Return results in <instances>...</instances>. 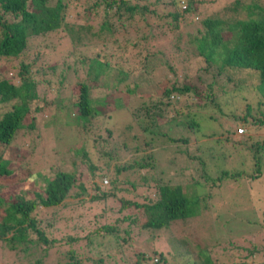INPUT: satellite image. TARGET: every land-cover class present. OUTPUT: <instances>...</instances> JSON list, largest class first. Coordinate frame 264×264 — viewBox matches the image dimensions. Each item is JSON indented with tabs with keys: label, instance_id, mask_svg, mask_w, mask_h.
<instances>
[{
	"label": "trees",
	"instance_id": "obj_1",
	"mask_svg": "<svg viewBox=\"0 0 264 264\" xmlns=\"http://www.w3.org/2000/svg\"><path fill=\"white\" fill-rule=\"evenodd\" d=\"M180 26L188 27L184 36L179 34ZM57 32L64 41L58 82L69 72L74 77L80 72L82 75L73 84V94L64 96V105L59 107L70 120L64 122V131L76 129L82 142L77 148L65 145L54 151L55 162L49 165V173H43L28 165L34 140L28 142L31 146L27 148L15 140L39 129L36 123L42 120V114L37 117L36 113L41 108L34 103L39 98V85L50 80L36 77L39 70L28 52L33 40ZM165 36L173 52L178 44L182 45L183 57L198 62L191 68L186 66L189 72H178L173 62L176 57L165 55ZM172 36L178 43L171 40ZM153 40L158 42L155 49ZM120 52L126 53L130 66L117 59L123 55L118 56ZM0 60L15 69L14 78L6 69L0 71V175L13 174L8 168L13 159L16 170L26 171L24 184L40 178L39 187L31 194L24 187L12 200L0 197V241L25 254L27 264H130L120 255L121 224H125L122 230L127 234L129 228L132 231L135 227L137 232L166 230L167 236L173 238L166 241L165 250L151 243L149 255L134 250L133 264H141L149 256H154V264H264V246L254 242L250 247H234L228 240L229 246L222 247L218 256L219 235L214 224L205 222L207 225L197 227L189 219L199 215L211 221L212 217L203 215L204 199L211 200L224 183L254 180L264 173V136H251L253 130H264V0H0ZM135 66L149 70L163 67L162 72L169 74L163 75L167 84L156 97L151 92H141L142 98L134 105L109 102L104 96L100 100L91 97L92 89L109 81L102 77L106 69L130 79V67ZM48 68L49 73L56 70L54 65ZM219 79L230 83L227 91L232 95L240 92L242 105L229 113L221 109L220 99L227 98V92L221 89ZM120 82H111L110 89H118ZM129 82L124 89L137 94L138 84ZM179 96L194 100L186 112L185 124L193 132L198 129L195 118L200 112L219 113L217 117L210 116L217 122L215 127L206 122L199 124L200 130L208 126L202 134L218 147L195 143L192 158L196 174H182L181 180L168 181L159 174L160 154L153 150L159 142L152 141L162 136L168 142H188L186 137L172 136L161 129L182 125L176 121L182 109L174 108V97ZM112 104L126 109L135 128L149 135L146 138L131 131L132 123L118 129L111 143L137 149L133 142L141 141L147 149L121 165L112 163L113 144L103 148L102 140L87 132L90 119L100 114L101 108L97 107ZM222 115L225 121H221ZM237 127H243V133H236ZM41 128L45 130L46 126ZM22 129L25 132H20ZM107 135L110 140L112 131L107 130ZM89 139L96 162L88 157ZM52 140L55 141L53 137ZM237 143L247 151L249 165L245 157H239ZM105 177L107 181L103 183ZM207 205L212 208L210 201ZM260 213V235L264 236V206ZM57 221H66L65 227L69 228L60 237L51 235ZM206 227H214V232L210 228L206 231ZM101 246H109L119 254L114 257L111 250L101 253ZM51 248L55 249L54 258L48 253ZM224 254L226 259L222 258Z\"/></svg>",
	"mask_w": 264,
	"mask_h": 264
},
{
	"label": "rangeland",
	"instance_id": "obj_2",
	"mask_svg": "<svg viewBox=\"0 0 264 264\" xmlns=\"http://www.w3.org/2000/svg\"><path fill=\"white\" fill-rule=\"evenodd\" d=\"M81 13V12H80ZM75 21H80L79 19H76ZM195 26V24L193 25ZM188 30V27L186 26H180L178 28V31L180 32L182 36L185 35V31ZM61 35V32H57L54 34L47 35L44 39L41 37H38L37 39L33 40L32 46L30 47V50L28 52V55L30 59H35L34 66L38 68L39 73L36 74V77L38 79L42 78H48L50 79L48 83L43 82L39 85L38 89V100L35 101L34 104H37L41 110L37 115V117L42 114V120L40 122L37 121L36 125L39 128L37 131L33 130L31 133L24 134L25 137L17 138L15 141H21L22 146L24 144V148L30 147L31 145H28V142L31 140H34V144H32V148L34 149L30 158V164L29 167L32 170H40L43 173H49L50 172V164L55 162V159L57 155L53 153L54 151H59L62 148L64 149V146L67 145L71 148H77L81 144V137H79L78 132H76V129H71L67 131L65 129L64 131V122H70L69 119H66L60 111L61 105H64V96L68 94H73L74 88L73 84L77 82L81 75L79 76H72V73H68L67 76L62 79L61 83L58 82V71H60L59 65L61 64L60 61H64V41L63 39H59V36ZM166 38V48H164L165 55H172V57H176V61L173 62L176 63V70L179 71H186L189 72V70L186 69V66L188 65L190 68L192 65H195L198 62H193L192 59L187 60L183 57V46L178 44V47L175 48L174 52L171 49V43L169 42V37ZM172 41L178 43L174 36H172ZM60 41V43H58ZM152 47L155 49L158 47V42L156 40L151 41ZM111 46V44L106 45V47ZM120 57H117L118 60H122L121 64H127L128 66L131 65V62H128L125 60L126 53L120 52L118 53V56L120 54ZM69 59V58H68ZM71 60V59H69ZM15 63V62H14ZM49 65L56 66V70L53 71V73H49ZM129 74L131 78L129 77L125 78L124 75L117 71H112L110 69H106L103 72L102 77L105 79H108L107 84L105 81L103 82L105 85L100 86V88L92 89L91 91V97L94 100H100V98H103L106 101L112 102L118 100L119 103H123L126 105L128 102L130 105H134L137 103V100H140L141 94L149 93L153 95V98L156 97L157 94H159L161 88L163 87V84H167L165 82L164 76L169 77L167 72H162V69L159 67H155L152 70L145 69L141 66H135L130 67ZM8 72V76H11L14 78L15 75V69L10 67V64H4L2 60H0V71L5 70ZM71 71V70H69ZM82 78V77H81ZM102 80V79H101ZM134 81L137 83L139 91L137 94H129L128 91L124 89L125 85L130 83L129 81ZM103 81V80H102ZM117 82L121 81L120 85L118 86V89L112 90L110 89L112 84L111 82ZM158 81V82H154ZM218 83L220 84L221 89L225 90L227 92V98L220 99L221 109L224 113H229V111H233L236 107H240L241 104V97L240 92L239 93H231V91H227L229 88V82H225L223 79H219ZM251 89V88H250ZM249 89V90H250ZM142 92V93H141ZM132 98V100H131ZM176 100L175 107L179 108L181 107L182 112L178 114L176 117L177 120L182 123L179 124L180 127H175L173 125L172 128H165L163 126L162 130H168L170 135L178 134L180 137H186L188 139V142L184 145L182 141L178 142H168L164 137L158 136L153 138L152 142H159V145H155L153 150H156L157 154H160L158 159V171L159 174L164 180H181L182 174L183 177H188L191 173L196 174V167H195V161L193 160L192 156L195 154L194 152V144L195 143H203L207 145H215V147H218V144L212 143V139H209L205 137L202 132L206 130L208 126H216V121H213L211 117H217L219 116V113L216 111H202L199 113V116L195 118V124H197L198 129L192 131V128L189 126H185V124L188 123L187 119L188 116L186 115L187 110L191 109L194 100L191 99V97H174ZM115 99V100H114ZM252 105L253 102H251ZM129 105V106H130ZM120 106L115 105H107L105 107L98 106L97 108H101L99 110L100 114H96L94 117H92L88 123V133L90 134V137H94L97 139L102 140L100 142L102 144L103 148L108 149L112 144V149L115 151V157L112 161V163H117L119 165L127 162V160L136 159L143 155L147 149L144 148L141 141L139 142H133L134 145L137 146V149H134L132 146H121L120 144L111 143L114 139V134L117 133L118 129L125 128V125L127 123H132L133 126L131 128V131L135 132L136 134H140L142 137H148L149 135L140 132V129L135 128L134 122L129 119L128 111L124 108H118ZM211 116V117H210ZM221 121H225L224 115L220 116ZM59 122V123H58ZM162 123V121H160ZM202 122H206L208 126L206 128L199 129V124ZM57 123V124H55ZM172 125V123H170ZM46 126V129L43 130L41 127ZM238 128V127H237ZM243 128V127H242ZM219 130V128H217ZM107 130L112 131V136L110 140H107ZM20 132H25V129L20 130ZM245 132V130H244ZM246 133V132H245ZM39 137H38V135ZM36 136L38 137L36 139ZM251 136L253 138H257L256 136H264V130H253L251 133ZM52 137L55 139V141L52 140ZM117 138V136L115 137ZM106 140V141H105ZM61 141L64 143H61ZM221 143V142H219ZM239 146V157L242 160V157L246 158V163L249 165L251 163L249 159V155L244 147H242L239 143H237ZM53 145L56 147H53ZM22 146H17L18 148ZM86 148L88 149V157L91 161L96 162V154L94 153L93 145L91 144V140L89 139L86 142ZM23 149V148H21ZM97 150V147H95ZM11 153H14L11 151ZM26 159V154L22 152ZM9 155V153L7 154ZM28 163V161H27ZM16 161L14 162L13 159H10V162L8 164V168H11L13 170V174L11 175H0V197L3 199H9L12 200L16 192L20 190L21 188H26L28 193L31 194V190L36 189L38 186V183L40 182V178L37 177L33 181H29L28 184L23 183V177L26 175V171L21 169L16 170L15 169ZM250 168V166H249ZM83 169H86L83 167ZM263 169H264V161H263ZM34 172V171H33ZM132 173H136V170L132 171ZM131 173V174H132ZM107 181V178L105 177V180H103V183ZM36 186H35V185ZM198 191H200L201 187H197ZM147 190V189H145ZM28 194V196H30ZM85 199H88L89 196H85ZM212 203V208H210V205H207L208 202ZM203 204L206 206V209L204 210V216H210L212 217L211 221L205 220L203 217L193 216L190 217L192 223H197V227L202 223L203 225H207L205 222H210L214 224V227L217 229V234L219 237L217 239L219 240L218 247L216 248L217 255L221 253L222 247H228V240L231 242V245L234 247L238 246H247L250 247L252 244L251 242H254L259 245L264 246V236L261 230V223H260V210L264 206V173L257 179L254 180H239V181H233L231 183H224L223 186L217 188L214 192V194L211 197V200L204 199ZM46 216H49L48 212H44ZM114 215L110 218L112 220ZM66 221H57L56 227L57 229L51 233L52 236L55 235V237L62 236L65 232L69 230L68 227H65ZM209 223V224H210ZM208 224V225H209ZM62 225V226H61ZM125 226V224H121L119 226V238L121 243V253L120 255H123L124 259L127 260L130 264H133L136 257L134 254V250H141L145 252L147 255L151 253L150 244H154V247L159 250H165L168 249V245L166 241L170 242L173 240L172 237L167 236L168 232L166 230H146V231H139L137 232L136 228L134 227L132 231L131 228H129V233H125L122 228ZM214 227H206V231L211 230V232H214ZM213 229V230H212ZM209 230V231H210ZM264 231V230H263ZM247 235V237L243 238L242 234H250ZM240 235V237L238 236ZM255 235V236H254ZM215 241V239H213ZM83 243V240H80V244ZM64 247V245H63ZM55 249L51 248L48 250L49 255L51 254V257L54 255L55 257ZM101 253L109 252L111 248L109 246L103 248V246L100 247ZM170 252V250H167ZM90 252V257L93 256L92 251ZM234 252H236L234 250ZM233 252V253H234ZM115 256H117V252H114L113 250L110 251ZM95 254V253H94ZM52 257V258H54ZM26 255L22 252H17L16 250L8 248L7 244H4L2 241H0V264H27L28 261L25 260ZM51 258V259H52ZM222 258H225V254ZM105 261H109L108 259H104ZM230 260V259H229ZM88 263H91L89 261ZM154 256H149L146 260H144L141 264H154ZM120 264V261H119ZM171 264H175V262H171Z\"/></svg>",
	"mask_w": 264,
	"mask_h": 264
},
{
	"label": "built area",
	"instance_id": "obj_3",
	"mask_svg": "<svg viewBox=\"0 0 264 264\" xmlns=\"http://www.w3.org/2000/svg\"><path fill=\"white\" fill-rule=\"evenodd\" d=\"M236 133H243V128H241V127L237 128Z\"/></svg>",
	"mask_w": 264,
	"mask_h": 264
}]
</instances>
